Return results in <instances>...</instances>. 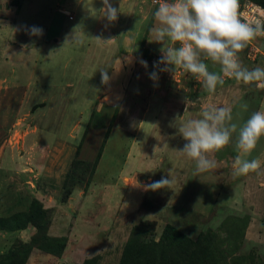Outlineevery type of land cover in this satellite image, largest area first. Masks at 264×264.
<instances>
[{"label":"rangeland","instance_id":"obj_1","mask_svg":"<svg viewBox=\"0 0 264 264\" xmlns=\"http://www.w3.org/2000/svg\"><path fill=\"white\" fill-rule=\"evenodd\" d=\"M35 1V12L39 16L30 22L31 26L34 23L49 39L60 35L64 42L56 49L43 48L33 52L40 58L33 72H37L43 86L49 85L46 100L39 99L40 94L34 92L31 93L32 100L30 95L25 98L27 95L24 94L14 99V94L0 96V218L8 220L27 212L35 200L41 202L39 192L45 191L49 193L44 200L61 210L58 214L49 210V220L58 227L62 222L64 233L74 239L65 264L82 261L77 253L79 248L83 251L82 256L84 251L88 256L102 254L100 264H120L124 246L137 228L142 229L141 244L151 245V242L160 241L167 225L194 241L209 232L206 255L215 260L226 259L220 264H264V175L250 172L247 176H233L237 155L242 159L246 155L235 150L236 134L228 146L210 155L216 167L197 173L195 162L176 151L186 143L175 131L176 121L180 122L184 116L173 120L165 113L164 116L159 114L158 119L163 124L166 122L168 127L156 126L155 132L150 116L141 126L142 112L155 107L151 102L152 92L143 95L139 101L134 98L124 107L105 106L98 109L100 111L92 108V105L97 106L103 89L105 92L117 85L120 75L114 62L119 50L116 48L111 55L107 52L104 60L90 22L80 24L83 29L80 34L79 23L76 25L60 14H50L47 8L51 7V0ZM246 1L251 0H240ZM0 10L3 13L0 19L8 14L14 18L17 8L0 0ZM21 19L20 22L26 21L27 16ZM75 30L76 36L73 35ZM250 43L264 52L254 40ZM249 47L250 44L239 53V59L242 66L250 70V64L258 63L263 55L251 61ZM97 54L101 56V62ZM141 55L148 61L147 70L158 73L159 67L154 68L152 62L156 61L154 57L145 49L141 50ZM205 62L208 64L209 61ZM101 70L108 72L107 84L101 83ZM165 75L167 86L163 88L161 97L164 100L159 108L185 110L187 107L192 114L187 119L196 118L200 110L210 105L225 106V98L234 89L242 94L234 122L242 124L258 106L243 94L248 89L261 91L254 84L245 85L224 77L223 85H218L215 91L219 94L208 101L205 96L209 93L202 82L190 73L184 72L182 80L177 79L181 81H175L168 73ZM170 85L181 93L170 95L171 91L174 93ZM58 139L65 142L63 148L55 147ZM132 151L140 153L138 158L143 160L126 162ZM263 151L260 149L258 155L262 160ZM250 158L252 156L245 160ZM12 159L15 162L10 163ZM76 161L95 166V172L80 171L84 181L73 188V199H69L72 207H68L69 203L62 200L65 192L72 189L68 175ZM125 171L135 172L132 178L121 180ZM168 174L174 180L169 188L151 191L143 187ZM106 214L107 218L112 216L109 224L104 218ZM72 225H76L78 234ZM100 233L107 237L100 238ZM83 234H90L91 241ZM0 239L1 250L9 249L16 241L6 232H0ZM76 240L77 247L74 246ZM144 249L148 254L149 251Z\"/></svg>","mask_w":264,"mask_h":264},{"label":"crops","instance_id":"obj_2","mask_svg":"<svg viewBox=\"0 0 264 264\" xmlns=\"http://www.w3.org/2000/svg\"><path fill=\"white\" fill-rule=\"evenodd\" d=\"M4 1H8V3L12 4L13 0ZM34 2L36 1L23 0L20 9L16 10L14 18H10L8 14V16H4L3 19H0V96L6 93V95L14 94V99L19 95L21 96L24 94L25 96L27 95V97L25 98H28V95H30V100H32L31 93L34 92V94H40V96L38 97L39 99L46 100V96L50 92L48 89L49 85L44 84L43 86V84L41 83L42 80L40 81L37 78L39 77L36 74L37 72H33V70L38 67V63H40V58L34 56L33 52H36L37 50H43V48H48L50 50L56 49V47L62 46L64 40L60 35L51 39L46 38L45 31H43L42 35L30 34L29 30L32 28V26H34V23L31 26L30 22H33V20L37 19L39 16L35 12L37 11L35 10L37 4H34ZM46 2H49V0H46ZM110 3L117 9L120 8V13L118 15L117 21L111 24L106 21V18L103 16V12L101 11V9L104 7V5L102 4V0H51V7L47 8L51 15L60 14L64 17H67L69 21L73 23L75 22L76 25L79 23L77 30L80 34L83 30L81 29L82 25L80 24L84 25V22H90V28H92L91 32L96 38H100L105 41L112 40L110 42L98 40L97 45H100V55L104 60L105 57H107V52L111 55V52L116 48L119 50L118 56L116 57L114 62L115 68L120 75V78L117 81V85L114 87V89H106L105 92L103 89L100 97L97 100V106L92 105V108L95 107L97 111H100L98 109H101L105 106L114 107L116 105H121L124 107L128 102L134 100V98L139 101V99L143 95H148L149 92H152L153 97L151 98V102L153 101L155 103V107L149 111L147 110L142 112L144 119L141 123V126L147 123L150 116L152 118L153 131L155 132L156 128L160 125L168 127L166 122L163 124L161 123V120L158 119L159 114V116H164L165 113L169 117V119L173 118V120L175 117L177 119V117L180 118L181 116H184L182 118L183 120L181 119L180 122L179 120H177L175 123V129L177 128L175 131H178V127L183 123L182 121L185 120V117L187 120L189 115H192L190 110H188L187 108V110L185 111L183 109H177V107H171L172 109L165 110L161 107V109L163 110L162 111L159 108V104L163 103L164 99L161 96L163 95L164 86H167V84L164 83L166 79L165 73H168V75L170 76L172 75L176 81L179 77L182 80L185 71L182 68H177L176 71H160L161 68L165 67L161 64L158 66V79L154 81L153 79H150V72L147 70V68H145L141 64V61L148 62L141 55L142 49L147 50L150 55L154 57V59L156 60L155 62L152 61L154 64H156L162 56L161 49L164 47V45L162 43L153 41L155 39L153 29L157 26V22L155 21L153 14L158 7V4L160 3V0H110ZM34 13L37 16H34ZM2 15L3 13L0 12V17ZM24 15L27 16L26 21L20 22L21 17ZM70 16L73 17L72 20L70 19ZM73 35H77L76 30ZM71 36L72 35H70L69 37ZM95 40L97 42V39ZM254 41L259 47L264 48V36L257 37L256 39H254ZM93 51L94 48L93 50H91V52ZM262 55L263 58L258 63L250 64V70L257 66L264 67L263 51ZM101 56L97 54L99 62H101ZM208 61V67L210 71H219L218 64H213L210 60ZM168 79H170V82L172 81L171 78ZM170 88H174V93H172L171 91L170 95H177L181 93V91L178 88L176 89L175 87H173V85H170ZM136 89H138V91H136ZM189 89L188 87H185V90H187L186 92L188 93ZM259 92L248 89L245 91V93H243L244 95H246L247 99L250 102L254 101L258 103V106L256 110H254V112L258 110H264V90H261ZM218 94L209 93L205 96V98L210 101ZM241 96V92H237V90L234 89L231 93L228 94V98H225V106L232 108L233 117L238 116V112H235V109L239 105L238 99ZM148 98V96L145 97L146 100H148ZM201 111L202 110L198 112V116L200 115ZM177 123H179V126L177 125ZM48 138L49 135L47 134L46 139ZM135 141L133 143H135ZM64 143V141L61 142V140L58 139L55 147L59 148L60 146L63 148ZM144 147L142 148L144 149ZM256 148H258V150ZM260 149L264 150V136H262L258 140L255 149H253L251 153L246 154L245 158L242 159L241 157V159L245 160L246 157L252 156V158L248 160H259L263 168L260 169L258 173L264 175V158L262 160V157H258V155L260 154ZM139 154L132 151L126 158V162H139L140 160H143L138 158ZM13 162H15V159H12L10 161V163ZM133 172L125 171L124 175L121 174L120 179L128 180L132 178L131 175L133 174ZM42 192L43 193L39 192V195L41 196V202L43 203L45 209L52 210L54 214H58V212H61L60 208L57 207V205L52 206L51 204H49L47 199L44 200V196H47L49 192ZM70 199H73L72 196L70 197ZM71 200L67 201L69 204H67L66 202L68 207H72L70 206ZM73 211L74 213H76L75 210ZM107 217L108 216L106 214V217L104 218L106 219V223L109 224L112 221V216L111 218ZM61 225L62 226L58 227L54 223V221H52L48 234L51 237H65L68 239L66 251H64L63 256L61 258H58L38 249H34L28 259L27 264H65L64 261L67 260L66 256H68L69 249L72 246L71 244L74 243V239L70 237L69 233H64V228H62L64 224H62V222ZM72 226H74L73 230H75L76 234H78V228L76 227V225ZM7 234H10V237L14 238L15 240L19 239L23 242H30L32 237L36 234V228L33 225H29L25 230ZM83 236L88 237L89 240L91 239L90 234H83ZM99 237L105 238L107 236L100 233ZM77 242L78 240H76L74 244V246L76 247L79 245V243ZM1 251L3 252L4 249ZM82 252L83 251L80 248L77 250L78 256L80 258L82 257V261H79L78 264H82L85 260L93 257H102V254H93L92 256H90L89 253L88 256L85 251V254L83 253L84 255L82 256L80 254Z\"/></svg>","mask_w":264,"mask_h":264},{"label":"clouds","instance_id":"obj_3","mask_svg":"<svg viewBox=\"0 0 264 264\" xmlns=\"http://www.w3.org/2000/svg\"><path fill=\"white\" fill-rule=\"evenodd\" d=\"M102 4L106 21L109 24L117 21L120 8L114 7L110 0H102ZM153 15L157 22L153 41L164 45L154 68L161 64L165 67L160 71L182 68L201 81L210 94L215 93L218 85H223L224 77L234 78L245 85L254 84L257 89L264 90V67L249 70L239 59V53L248 47L249 42L264 36V18L242 19L240 0H161ZM29 32L42 35L43 30L32 26ZM206 60L218 64L219 71H210ZM141 64L147 68L146 61ZM109 79L107 70H101V83L107 84ZM150 79L157 80L158 73H150ZM178 133L186 143L176 151L195 162L197 173H203L216 167L210 155L228 146L233 134H236L235 150L238 153L249 154L255 149L258 140L264 136V110L253 112L239 124L234 122L231 107L210 105L198 117L185 120L178 127ZM260 169L259 160H242L237 155L233 176H247ZM173 183L171 174H168L143 187L157 191L169 188Z\"/></svg>","mask_w":264,"mask_h":264},{"label":"trees","instance_id":"obj_4","mask_svg":"<svg viewBox=\"0 0 264 264\" xmlns=\"http://www.w3.org/2000/svg\"><path fill=\"white\" fill-rule=\"evenodd\" d=\"M264 8V0H251ZM23 0H13L12 4L20 9ZM146 53L148 51L146 50ZM110 130L107 132L109 135ZM95 172V166L76 161L68 180L72 182V189L65 192L63 202H67L73 194V188L83 184L79 173ZM89 186V184H88ZM42 202L35 200L27 212L16 214L8 220L0 218V232L13 233L22 231L33 225L36 234L30 242L19 239L7 250H0V264H27L34 249L61 258L66 250L68 239L65 237H51L48 234L51 220ZM142 229L137 228L131 239L124 246L120 264H220L226 259H211L206 255L205 245L209 242V232L201 235L196 241L183 236L177 229L167 225L159 242L151 245L141 244ZM1 241V239H0ZM149 251L147 254L144 247ZM101 257H93L82 264H100Z\"/></svg>","mask_w":264,"mask_h":264},{"label":"built area","instance_id":"obj_5","mask_svg":"<svg viewBox=\"0 0 264 264\" xmlns=\"http://www.w3.org/2000/svg\"><path fill=\"white\" fill-rule=\"evenodd\" d=\"M240 12L242 14L241 18L246 21L254 17L264 18V8L251 1L240 2ZM70 19H73V17L70 16ZM249 44H250V47L248 49L249 50L248 58H250L251 61H256L259 55L262 54V51L255 44L250 43V42Z\"/></svg>","mask_w":264,"mask_h":264}]
</instances>
